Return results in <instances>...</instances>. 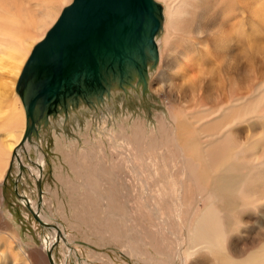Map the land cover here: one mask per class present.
I'll return each instance as SVG.
<instances>
[{
    "label": "bare ground",
    "instance_id": "obj_1",
    "mask_svg": "<svg viewBox=\"0 0 264 264\" xmlns=\"http://www.w3.org/2000/svg\"><path fill=\"white\" fill-rule=\"evenodd\" d=\"M73 1L58 17L59 8L57 12H46L47 20L42 15L33 18V11L25 14L20 6L14 7L18 5L15 1V5L9 2L14 5L12 10H0V103L6 106L0 120L9 138L5 144L0 140V180L14 162L15 181L19 182L25 168L21 152L27 154L31 149V141L27 140L20 147L26 128V105L48 84L52 74L51 61L47 63L42 57V85L33 89L24 104L20 91L25 76H30L26 65L33 50ZM7 4L0 0L2 8ZM143 9L146 13L136 22L116 29L118 41L113 48L96 43L89 49L92 61L86 64L87 75L77 89L69 94L62 87L53 97L56 99L51 98L55 102L43 105L41 114L43 99L50 98L37 101L35 131L52 122L70 121L74 111L81 108L102 112L110 108L118 92H165L174 104L167 114L156 118L154 130L148 131L145 122L138 120L129 124L125 119L117 124L119 133L114 145L118 148L114 154L120 160L115 190L76 166L75 171L86 176L93 196L99 199L97 213L107 216L113 210V220L103 217L102 227L113 230L114 221L122 224L118 218L125 215L124 205L129 199L133 202V224L145 233L155 253L167 256V263L178 259L181 264H264V0H147ZM44 20L45 27L54 23L34 45L35 31ZM102 114L108 121V112ZM39 158L34 163L38 168L35 179L41 183L44 163ZM128 171H132V177L126 174ZM128 178L138 186L133 193ZM19 195L27 211L30 213L28 206L40 222L48 225L33 218L49 232L43 244L47 246L48 242L47 259L43 251L40 260L32 252L2 250L0 264H56L52 250L59 242L69 247L63 227L56 221L50 224L40 213L42 194L40 200L37 194L36 201ZM89 200L94 202L91 197ZM148 203L152 204L150 209L145 207ZM188 204L193 207L185 224L183 208ZM173 216L176 222L169 224ZM161 217L167 223L159 220ZM142 221H148V225ZM119 236L117 232L112 235L114 240ZM242 249L244 257L238 258Z\"/></svg>",
    "mask_w": 264,
    "mask_h": 264
},
{
    "label": "rangeland",
    "instance_id": "obj_2",
    "mask_svg": "<svg viewBox=\"0 0 264 264\" xmlns=\"http://www.w3.org/2000/svg\"><path fill=\"white\" fill-rule=\"evenodd\" d=\"M6 1L8 2L7 6L5 5L4 8L0 6V10L3 9L5 11L7 8L6 10L8 11L16 6H20L24 13L25 11H29L28 15H31L33 11L32 14L37 16L34 17L35 15H33V18H39L42 15V18L44 16L46 20V12L49 10H52L50 13L57 12L56 9L59 8L58 17L61 10L72 2V0H59V2L57 1L55 3H52V0L46 3H42L41 0H10L11 3L15 1V3L18 4L15 5L14 3V6L9 3L10 1ZM35 4L37 6H35ZM50 4L53 5L54 8L53 6L51 7ZM8 5L10 6L8 7ZM27 12L25 14H27ZM46 20H44V26L39 24L37 27L38 33L35 31L36 36L33 39L36 40L34 45L43 38L46 31L54 23L52 22L45 27ZM43 31H45L44 34L42 33ZM41 79L43 80L44 76H42ZM118 93L112 97V105L108 103V105L110 104V108H104L102 111L104 113L108 112L109 118L106 119L108 121H105V116L107 115L99 112V109L86 110L81 108L74 111L76 114L70 121L68 120L64 123L63 121H58L56 124L52 122L50 126L47 125L46 127L41 125L43 128L37 133V136H33L30 140H27L31 141V149L29 152L27 154L23 151L21 152L25 164L23 166H25V168L17 184V191L19 194L28 196L32 200H37L35 186V178L37 177L35 171L38 168L34 163H36L37 158L40 159V155L44 163V165L41 166L43 169L41 175L43 204L40 208V213L45 219L47 218V221H50V224H56V222L61 224L69 239V243L67 242L69 247H64L62 243L59 242L54 250H52L56 264H181L178 259H174L175 263L172 259H170L172 263H167V256L165 254L162 255V257L159 253L154 252L151 244L147 242L145 233L141 231L139 226L133 224V202L129 201V199L124 205L125 215H121L118 218L122 221V224L119 225L114 221L112 225L116 226V228L113 230H107L102 227L103 217H105L104 220H113V210L110 211L107 216L105 214L103 215L101 211L100 214L97 213L99 208L96 204L97 201L99 202V199L93 196L95 192L90 189V186L88 187L85 181L86 176H81L82 174L79 175L75 171L77 166L82 173L85 174L88 172L90 176L100 179L101 185L104 184L105 187H109V190H115L118 186L116 177L118 162L120 160V158H117L116 154H114L118 148L117 145H114L117 143L116 137H118L117 133H119L118 125L125 119H128L129 124L138 120L140 122H145V127L148 131L154 130L156 128V126H154L156 125V118L160 115L167 114L168 109H170L171 106L173 107L174 104L168 100L165 92H160L159 94L152 92L132 93L129 91L123 94ZM50 99H43L41 113L44 110L43 105L55 102L54 100L56 97L53 98L54 100ZM5 108L6 106L4 103H0V114L4 112ZM1 122L0 120V140L4 144L9 143V138H7L5 131L1 128ZM146 136H149V133H147ZM34 148L38 152H36ZM126 149L130 150L129 147H126ZM28 159L34 163H30ZM133 162H131V165H133ZM16 174L17 168L14 162H12L5 177L3 180H0V252L2 250L14 253H19L18 250L23 252L26 251L27 253L32 252L30 254H33L35 258L41 260L43 252H46L48 246V242L47 246L43 245L44 239H48L50 235L46 229L33 219L31 214L27 211L25 204L16 196L14 192ZM126 174L130 177L133 176L132 171H128ZM143 177L148 181V178L144 176V174ZM128 183L131 185L132 193L137 190L138 186L133 179L128 178ZM77 185L80 188L77 187ZM89 197L93 198L94 202H92V200L90 201ZM103 202L107 204V201L104 199ZM151 205V203H148L147 206H145L146 209H150ZM99 206L102 209L100 204ZM192 207V204L184 206L182 216L183 223L190 217ZM159 220H163V222L167 223L164 217H161ZM174 220L176 222V217L173 216L172 219L169 220L171 221L169 224H172ZM141 223L146 226L148 225V221H142ZM175 225L176 223H174V226ZM176 230L178 231L177 236L179 237L180 230L177 228ZM116 232L120 234V236L118 237L119 239L114 240L112 235ZM236 240L239 241L240 239ZM69 248L71 249L70 251ZM241 252V255H237L238 258L244 257L243 249ZM43 258L47 259L46 253ZM162 259L163 261L161 262Z\"/></svg>",
    "mask_w": 264,
    "mask_h": 264
},
{
    "label": "water",
    "instance_id": "obj_3",
    "mask_svg": "<svg viewBox=\"0 0 264 264\" xmlns=\"http://www.w3.org/2000/svg\"><path fill=\"white\" fill-rule=\"evenodd\" d=\"M146 2L147 0H74L62 11L55 25L33 50L26 65L30 76L27 77L24 74L26 78L22 77L25 79L24 83H21L23 89L22 92L20 91V95L25 104L26 97L31 95L33 89L42 85L40 78L42 57L47 59V63L49 60L51 61L52 74L48 84L40 89L26 105V128L20 147L25 140L31 139L32 134L37 136L33 125L37 101L45 96L53 98L61 91L62 87L68 89L69 94L77 89L83 76L87 75L85 74L87 73L86 64L93 57L89 49L96 43L98 44L96 46L113 48V45L118 41L116 29L140 19L146 13L143 9ZM66 94L63 92L64 96ZM41 109L42 107L39 113ZM28 161L30 160L28 159ZM17 183L14 181V192L21 199L16 190ZM36 191L38 200H40L42 194L40 181H36ZM27 208L36 221L43 226H48L40 222L38 216L28 206Z\"/></svg>",
    "mask_w": 264,
    "mask_h": 264
},
{
    "label": "crops",
    "instance_id": "obj_4",
    "mask_svg": "<svg viewBox=\"0 0 264 264\" xmlns=\"http://www.w3.org/2000/svg\"><path fill=\"white\" fill-rule=\"evenodd\" d=\"M9 166H10V165H9ZM8 168H9V167H8ZM8 168L6 169V171H4L3 178L5 177V174H6L7 170H8ZM3 178H2V180H3Z\"/></svg>",
    "mask_w": 264,
    "mask_h": 264
}]
</instances>
